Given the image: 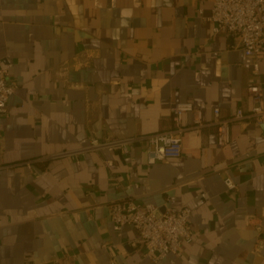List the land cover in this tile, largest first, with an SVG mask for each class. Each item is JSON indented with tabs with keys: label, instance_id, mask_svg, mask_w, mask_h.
<instances>
[{
	"label": "crops",
	"instance_id": "obj_1",
	"mask_svg": "<svg viewBox=\"0 0 264 264\" xmlns=\"http://www.w3.org/2000/svg\"><path fill=\"white\" fill-rule=\"evenodd\" d=\"M212 8L0 0V60L19 84L0 113V264H264V128L233 122L219 147L211 124L215 108H251L250 58L213 33ZM177 102L196 108L180 157L149 164L145 140L128 153L87 150L92 137L170 129ZM65 151L79 153L56 157ZM126 198L190 207L192 240L157 263L144 257L131 225L113 227L109 204Z\"/></svg>",
	"mask_w": 264,
	"mask_h": 264
},
{
	"label": "built area",
	"instance_id": "obj_2",
	"mask_svg": "<svg viewBox=\"0 0 264 264\" xmlns=\"http://www.w3.org/2000/svg\"><path fill=\"white\" fill-rule=\"evenodd\" d=\"M212 23L214 34H224L237 40L250 60L244 67L251 73L252 80L246 87V94L251 100V108L238 107L230 117H223L219 108L214 109V120L218 132V146L223 147L231 141V124L236 121H253L264 124V86L261 81V61L264 52V0H213L212 12L206 17ZM236 45V44H235ZM18 82L10 79L8 70L0 60V113L8 115V101L18 89ZM196 108L190 102H177L172 106V126L170 129L147 135L114 137L100 140L90 139L87 150L100 151L118 148L128 153L133 145L147 141V162L166 161L180 157L183 153V137L188 128L184 125V115L194 112ZM201 119H196L200 125ZM1 138V132H0ZM1 141V140H0ZM1 146V142H0ZM79 151H65L56 157H68ZM109 166L113 161L106 162ZM228 189L236 188L232 177L224 179ZM198 201V205L203 204ZM113 227L121 236L126 225L135 230L132 245L143 256L157 263L180 250L185 241L192 240L189 219L190 207L174 208L157 206L153 203H141L134 198H126L109 204Z\"/></svg>",
	"mask_w": 264,
	"mask_h": 264
},
{
	"label": "water",
	"instance_id": "obj_3",
	"mask_svg": "<svg viewBox=\"0 0 264 264\" xmlns=\"http://www.w3.org/2000/svg\"><path fill=\"white\" fill-rule=\"evenodd\" d=\"M264 128V124L261 125Z\"/></svg>",
	"mask_w": 264,
	"mask_h": 264
}]
</instances>
